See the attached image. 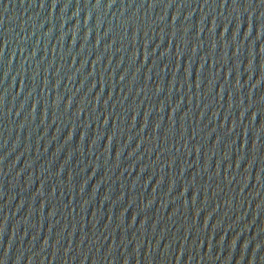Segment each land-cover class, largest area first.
Instances as JSON below:
<instances>
[{
  "label": "water",
  "instance_id": "1",
  "mask_svg": "<svg viewBox=\"0 0 264 264\" xmlns=\"http://www.w3.org/2000/svg\"><path fill=\"white\" fill-rule=\"evenodd\" d=\"M0 264H264V0H0Z\"/></svg>",
  "mask_w": 264,
  "mask_h": 264
}]
</instances>
